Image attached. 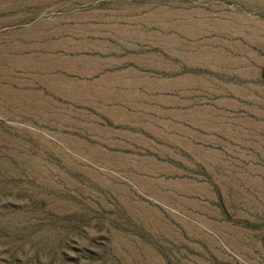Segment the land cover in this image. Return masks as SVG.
<instances>
[{
	"label": "rangeland",
	"instance_id": "1",
	"mask_svg": "<svg viewBox=\"0 0 264 264\" xmlns=\"http://www.w3.org/2000/svg\"><path fill=\"white\" fill-rule=\"evenodd\" d=\"M0 264H264V0H0Z\"/></svg>",
	"mask_w": 264,
	"mask_h": 264
}]
</instances>
